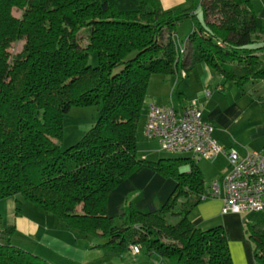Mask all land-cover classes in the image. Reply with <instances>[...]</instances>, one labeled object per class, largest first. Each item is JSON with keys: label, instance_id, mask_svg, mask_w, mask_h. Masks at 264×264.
<instances>
[{"label": "trees", "instance_id": "obj_1", "mask_svg": "<svg viewBox=\"0 0 264 264\" xmlns=\"http://www.w3.org/2000/svg\"><path fill=\"white\" fill-rule=\"evenodd\" d=\"M201 13L202 19L191 8L164 9L158 0H138L131 10L107 0H0V200L20 194L78 235L98 236L94 246L104 257L137 246L167 264H233L225 229L189 219L205 197L196 159L149 160L136 144L149 78L173 73L181 55L218 71L242 93L264 80V25L250 1L205 0ZM187 18L193 29L181 47L176 27ZM16 40L24 43L11 55ZM251 97L264 111V96ZM91 105L94 124L61 149L63 115ZM184 165L188 171H180ZM140 168L172 178L175 189L146 211L128 203L115 221L108 195ZM13 230L0 227V264H52L13 245ZM244 232L254 264H264V216Z\"/></svg>", "mask_w": 264, "mask_h": 264}, {"label": "crops", "instance_id": "obj_2", "mask_svg": "<svg viewBox=\"0 0 264 264\" xmlns=\"http://www.w3.org/2000/svg\"><path fill=\"white\" fill-rule=\"evenodd\" d=\"M158 1L164 9L183 5L182 7L185 6V8H191V11L196 13L199 12L201 6L205 2V0H198V6H195L197 4L195 1L197 0ZM249 1L256 15L264 25V0ZM186 27H188V24L184 26L183 30H186ZM192 29L193 24L191 30ZM176 36L178 39L180 38L177 31ZM185 40H182L183 43L180 42L179 46H184ZM181 58L183 63L179 62L173 73L164 75L153 74L149 78L145 101L141 111L143 127L146 120L147 106L151 102L157 103L158 105L172 104L179 112L182 111L186 105L194 102L201 110L203 120L212 125L211 136L221 147L225 149L235 148L240 154H244L246 151L260 152L264 154V111L260 114H254V116L248 114L249 118H246L247 120L245 119L246 123L245 128L243 129L244 138L239 136L240 130H236L233 125L237 119L243 116L244 107L259 102L254 100L250 94L242 93L237 88L231 90L230 87L234 86L229 82H224L223 76L218 71L210 69L205 63L190 65L187 57L181 55ZM197 68H200L202 73L201 81H198L196 88L193 90L190 81L197 78V75L194 74L197 71ZM213 79L216 81L215 87L219 94H213L208 90L210 81ZM205 92H208L207 96ZM244 97L247 98V102L241 101ZM227 100L229 102H227ZM204 110L206 111L205 114ZM250 118H254V120H248ZM249 128L254 130L249 132ZM150 152L141 155L144 158H150L149 160H156L152 157V155L155 154L152 149H150ZM217 158L221 159L224 163V166H221V169L218 163H216V178L222 180L223 175L229 170L230 166L226 157L223 155H219ZM185 167H188L187 170H185ZM188 170L189 165L180 167V171ZM216 182L217 181L214 180L212 186L217 185L219 190L214 192V189L209 186L204 191L205 197L203 200L189 213V219L195 226L203 229L221 225L228 235L232 263L254 264L252 244L245 235L244 226L246 223H255L257 220L261 219L264 216V209L261 211V216L251 222L242 218L239 213H224L222 211L223 192L221 184L219 181V183ZM174 189L175 181L172 178L163 177L149 168H140L109 193L106 207L107 214L115 219V221L118 220L121 208L128 205L130 202L134 207L141 211H146L151 204L156 207L161 206L172 194ZM7 202L11 208L13 205L12 201L9 199ZM19 203H21V201ZM17 207H15V209ZM14 214L15 224L10 225L14 227L12 233H17L21 238V241L26 242L27 244L23 247L19 244L13 243L10 236V242L13 245L31 251L52 264H86L88 252L87 250L85 251V246L79 244L80 240L85 239L84 236H80L67 229L62 222L55 226L59 227L61 230L60 233L54 234L49 228L51 227L49 226V222L52 220V215L47 213L41 215L42 217L38 216L35 218L24 215L21 211L18 213L14 210ZM69 235L72 237L71 240H69ZM89 248L91 250H97L99 254H102L101 249L95 247L94 243L91 241ZM141 251L142 250L133 252L128 249L122 254H129L134 258V256ZM122 254L119 255V257L122 258ZM147 256L150 259L152 257H157L154 255ZM128 261L127 264H132L134 259Z\"/></svg>", "mask_w": 264, "mask_h": 264}, {"label": "rangeland", "instance_id": "obj_3", "mask_svg": "<svg viewBox=\"0 0 264 264\" xmlns=\"http://www.w3.org/2000/svg\"><path fill=\"white\" fill-rule=\"evenodd\" d=\"M107 1L114 3L115 6H117V8L120 10H131V9L136 8L138 5V0H107ZM195 3H197L195 6H198L199 1L197 0V1H195ZM178 6L182 7L183 5H177L174 7H178ZM170 8H173V7H170ZM184 8H185V6H184ZM12 14L14 16H19L20 10L13 9ZM201 14L202 13H201V9H200L198 12V17L200 19H202ZM208 18L210 20H215L217 18V16L215 15V13L214 14L211 13V14H209ZM189 19L183 20L176 27L177 34L180 37L179 38L180 40L178 39V41L181 43H183V41L185 40L186 36H188V34L192 28L193 23H192V20L191 19L189 20ZM186 24H188V27H186V30H183L184 26ZM23 43H24V40L13 41L10 44V47L8 48V51L10 52V54L13 55V54L18 53L22 49ZM89 60H90V63L92 65H96V63H97L96 53L91 54V56L89 57ZM194 74L197 75V78L194 79L193 81H190L193 90L196 88L198 81H201V74L202 73H201L200 68H197V71ZM215 84H216L215 79L210 81V85L208 86V90L213 94H215V93L219 94V92H217V90H216ZM226 85H227V83H226ZM234 88L235 87H232V86L230 87L231 90ZM248 92L251 93L250 94L251 96H253L254 94L255 95L259 94L261 96H264V80H261V81L259 80L253 84H250L248 86ZM223 93H225V92H223ZM241 101L247 102V98L244 97V98H242ZM227 102H229V101L227 100ZM243 109H244L243 110L244 111L243 116L240 117L239 119H237V121H235V123L233 124L235 126L236 130H240L239 136L242 138H244L243 129L245 128V123L247 120L246 118H249L248 114H252L254 116V114H260L263 112V109H261L260 104L257 102L253 105H249L247 107H244ZM205 113H206V111L204 110V114ZM97 115H98L97 109L95 106H92V105L91 106H73V107H71V109L66 114L63 115V119H62L63 136H62L61 141H59L61 149H66L70 145L77 142L81 138V136L91 127V125L94 124V122L97 119ZM248 120L252 121V120H254V118H250ZM253 130L254 129L249 128V132H251ZM143 132H144L143 117H141L140 122H139V127L137 130V139H136L137 151H138L139 156L142 157L141 154L146 153V152H150V149H152L153 153H155L154 155H152V157H154V159H156V160L158 158H160V156H162V157L190 156L191 157L189 152H183V151L175 152V151L163 149L158 144V142L156 140L146 138V136L144 135ZM146 159H150V158H146ZM195 161L203 172L204 180H205V190L209 186L212 187V189H214L212 186V183L214 180L217 181L216 183L220 182V184H221L222 180L216 178V175H217L216 174V171H217L216 163H218L220 169L224 166V163L221 159H219L217 157L214 159L200 158V159H196ZM187 168L188 167H185V170H187ZM16 198L20 199L21 203L16 201ZM9 199L13 203L11 208L9 207V203L7 202ZM0 203H1L0 204L1 205L0 206V227L10 226L11 224H15L14 210L16 211L15 207H17V206H19V208H20V210L17 211L18 213H20V211H21L22 214L30 216L32 218H35L38 216L42 217L41 215H44V213L39 208H37L35 205L24 201L20 194L16 195V196H10V197L1 199ZM37 211H38V213H37ZM239 214L242 218L251 222V221L256 220L258 217H260L262 213L261 212L258 213V212L242 211ZM51 217H52V220L49 222V226H51V227H49V228L52 230V232L54 234H59L61 230L59 229V227H55V226H56V224L58 225V223H61V221L56 216H51ZM171 220L176 221L177 219L172 218ZM64 233H66V232H64ZM0 236H2V237H0V239H4V235L1 231H0ZM10 236H11V241L13 243L19 244L20 246H23V247H24V245L27 244L26 242L21 241V238L17 235V233H12V234H10ZM84 238H85L84 240H80L79 244H82V246H85V248H86L85 251L87 250V252H88L86 264H127L128 260L132 261L133 259H134V261H132L133 262L132 264H156V263L157 264H167L166 260L163 258L152 257L150 259L143 251L136 254L134 256V258H133V256L126 254V253H124L125 255L122 254L123 255L122 258L119 256L104 257V256H102V254H99L97 252V250H91L89 248L90 241L92 243L101 242V239L98 236L88 235V236H85ZM71 239H72V237L69 235V240H71Z\"/></svg>", "mask_w": 264, "mask_h": 264}, {"label": "built area", "instance_id": "obj_4", "mask_svg": "<svg viewBox=\"0 0 264 264\" xmlns=\"http://www.w3.org/2000/svg\"><path fill=\"white\" fill-rule=\"evenodd\" d=\"M211 131L212 125L203 120L194 102L180 112L172 104L151 102L147 106L144 134L156 139L163 149L189 152L193 159L226 157L230 167L221 182L224 213L263 211L264 154L251 151L240 154L235 148L225 149L212 138ZM213 188L214 192L219 190L217 185ZM130 250L139 251L137 246H131Z\"/></svg>", "mask_w": 264, "mask_h": 264}]
</instances>
